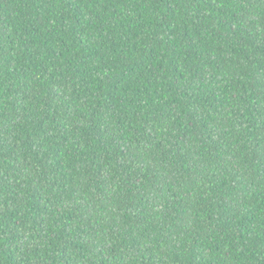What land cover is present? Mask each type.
<instances>
[{
  "label": "trees",
  "instance_id": "obj_1",
  "mask_svg": "<svg viewBox=\"0 0 264 264\" xmlns=\"http://www.w3.org/2000/svg\"><path fill=\"white\" fill-rule=\"evenodd\" d=\"M0 264H264V0H0Z\"/></svg>",
  "mask_w": 264,
  "mask_h": 264
}]
</instances>
